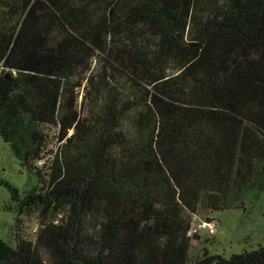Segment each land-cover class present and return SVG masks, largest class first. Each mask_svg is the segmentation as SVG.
Here are the masks:
<instances>
[{
	"label": "trees",
	"instance_id": "1",
	"mask_svg": "<svg viewBox=\"0 0 264 264\" xmlns=\"http://www.w3.org/2000/svg\"><path fill=\"white\" fill-rule=\"evenodd\" d=\"M0 137L38 180L0 264H264L188 235L264 194V0H0Z\"/></svg>",
	"mask_w": 264,
	"mask_h": 264
},
{
	"label": "rangeland",
	"instance_id": "2",
	"mask_svg": "<svg viewBox=\"0 0 264 264\" xmlns=\"http://www.w3.org/2000/svg\"><path fill=\"white\" fill-rule=\"evenodd\" d=\"M82 95V93H81ZM81 100V97H78ZM52 135L54 129H49ZM0 180L9 183L22 198L26 192L38 186L37 177L13 157L9 146L0 137ZM11 206L10 209L6 208ZM19 218L15 202L11 199L7 186L0 185V238L11 246L16 245L15 222ZM22 233L32 238L36 228V213L30 217L20 216ZM203 218H212L213 232L199 231L198 237L190 240L189 257L201 258L204 253L219 255L222 258L234 254L249 252L258 246L264 247V194L258 195L251 202L244 198L240 207L222 211L207 212L198 210L193 216L192 223ZM213 264V262L211 263Z\"/></svg>",
	"mask_w": 264,
	"mask_h": 264
},
{
	"label": "built area",
	"instance_id": "3",
	"mask_svg": "<svg viewBox=\"0 0 264 264\" xmlns=\"http://www.w3.org/2000/svg\"><path fill=\"white\" fill-rule=\"evenodd\" d=\"M213 225L215 224L212 218H203L201 220H198L190 224V227L188 229V235L191 236V235L197 234L199 231H205L206 233H212Z\"/></svg>",
	"mask_w": 264,
	"mask_h": 264
}]
</instances>
